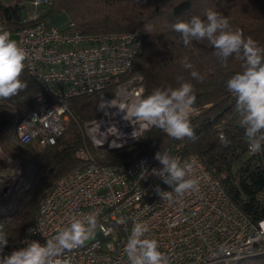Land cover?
<instances>
[{
    "label": "built area",
    "instance_id": "2783aa9c",
    "mask_svg": "<svg viewBox=\"0 0 264 264\" xmlns=\"http://www.w3.org/2000/svg\"><path fill=\"white\" fill-rule=\"evenodd\" d=\"M5 1L27 11L22 19L25 26L8 32L26 51L24 70L40 86L32 99V110L23 114L15 127L14 142L41 149L54 145L73 116L72 100L88 96L97 98V116L87 123L94 147L103 152L134 147L148 129H138L133 138V127L138 126L125 121L117 106L144 94L141 76L120 81L141 52L140 35L81 33L68 30V24L59 28L40 19L42 8L51 0ZM0 28L6 30L1 19ZM197 112L195 109L192 115ZM222 129L219 127L217 135L226 145ZM84 149L81 151L85 166L54 181L20 239L7 235L6 254L24 247L26 239L42 244L47 239L54 240L58 231L74 220L88 227L87 222L94 215V233L82 246L65 250L53 264H130L124 248L136 222L148 226L146 235L158 242L166 264H234L264 255V218L254 220L245 214L197 154L188 155L182 164L191 166L192 175L199 181L198 190L163 200L155 191L156 186L162 191L172 189L161 188L163 181L151 175L153 168L162 167L154 159L161 149L115 164H102ZM162 149L181 157L170 146ZM246 152L254 157L261 154L251 152L248 144ZM122 219L126 222L121 223ZM0 224L4 228L1 218ZM30 228L35 232L29 234Z\"/></svg>",
    "mask_w": 264,
    "mask_h": 264
},
{
    "label": "trees",
    "instance_id": "16d2710c",
    "mask_svg": "<svg viewBox=\"0 0 264 264\" xmlns=\"http://www.w3.org/2000/svg\"><path fill=\"white\" fill-rule=\"evenodd\" d=\"M207 9L228 17L233 29H241L245 36H251L264 47V0H52L42 8L40 19L46 22L51 16L65 12L69 19L68 30L88 34L137 32L141 37V52L120 81L133 75L141 76L143 97L157 87L175 88L184 81L194 85L197 96L194 108L198 112L190 119L195 138L175 140L159 129L151 128L142 134L133 150L106 152L104 160L98 162H127L165 146L181 155V163L188 155L197 154L212 175L220 179L232 201L245 214L259 220L264 218V152L258 157L247 154L236 100L225 84L231 75L242 71L244 61L233 55L222 64L206 40L192 41L185 47L179 34L171 28L172 24L190 20L194 15L204 18ZM26 14L25 8L0 0V19L7 31L25 26L22 19ZM184 57H188L194 66L192 69L183 66ZM193 70L204 77L202 83L191 77ZM21 79L28 85L25 90L14 97L0 99L1 147L14 138L17 123L23 114L32 110V99L40 91L36 80L25 70ZM87 98L79 96L72 100L70 124L54 145L37 151L31 145L16 144L25 155L24 165L30 163L32 174L5 213L2 209L7 195L0 194V218L4 221L6 235L12 239H20L25 227L33 222L40 200L54 181L85 166L86 160L77 154L83 141L73 122L74 117L83 118L78 108ZM219 127H223L226 145L218 138ZM66 134L70 137L66 138ZM50 167L53 168L52 175L47 174ZM166 186L160 185L161 188ZM234 264H264V255L240 259Z\"/></svg>",
    "mask_w": 264,
    "mask_h": 264
},
{
    "label": "clouds",
    "instance_id": "9594fccd",
    "mask_svg": "<svg viewBox=\"0 0 264 264\" xmlns=\"http://www.w3.org/2000/svg\"><path fill=\"white\" fill-rule=\"evenodd\" d=\"M171 28L179 34L185 47L192 41L206 40L222 64L233 55L244 61L242 71L225 82L226 89L235 97L249 150L254 154L264 152V47L251 36H245L241 29H233L228 17L213 9H207L204 18L194 15L190 20L172 24ZM27 58L26 51L11 38V33L0 28V99L14 97L27 88V83L21 79ZM183 66L186 69L194 67L188 57H184ZM190 75L198 82L204 80L198 71L193 70ZM196 100L194 85L184 81L175 88H154L146 97L126 100L117 107L125 121L138 126L133 127V138L138 129L156 128L172 139L183 140L195 138L190 117L195 111ZM154 159L162 167L153 168L151 175L172 189L162 191L156 186L155 191L163 200H172L174 194L198 190L199 181L192 175L189 164H182L179 157L163 149L154 154ZM125 222L121 220V223ZM87 223L88 227L80 220H74L67 228L59 230L54 240L47 239L43 244L26 239L24 247L14 249L10 254L4 252L8 238L0 224V264H53L65 250L82 246L94 233L95 216L92 215ZM28 232L32 234L35 230L30 228ZM148 232L146 224L134 223L124 248L130 264H166L165 254L159 251L155 239L148 238Z\"/></svg>",
    "mask_w": 264,
    "mask_h": 264
},
{
    "label": "rangeland",
    "instance_id": "374dc122",
    "mask_svg": "<svg viewBox=\"0 0 264 264\" xmlns=\"http://www.w3.org/2000/svg\"><path fill=\"white\" fill-rule=\"evenodd\" d=\"M46 22L48 25H55L64 28L69 23V19L65 14V12H60L58 14L51 16L49 19H47ZM135 76H139V75H133L132 77ZM106 94L110 95L108 90L106 91ZM96 105L97 102L95 101V98L89 97L83 100L80 104V107L78 108L80 112V117L83 116V118L79 119L78 117H74L75 120L73 123H75V126L83 141L77 152L78 156H82L83 159H85L84 153L81 151V149L85 148L88 151L92 152L97 160L103 161L104 154L106 153V151L103 152L95 148L87 133V123L90 120L94 119L95 117L93 118V116L97 114ZM65 137L68 138L70 137V135L66 134ZM141 137L142 135L140 136L138 141L141 139ZM31 146L34 147L37 151L43 150L35 145H31ZM134 147H131L126 150L128 151L133 150ZM24 156L23 153L19 151L16 143L14 142L13 137L10 138L9 142L6 141L3 147L0 146V194L7 195L6 205L2 209L3 213L7 212L11 208L17 195L20 194L22 189L28 184L27 180L32 174V168L30 163L24 165V161H25ZM48 169H52L51 173H48ZM48 169H47V174L52 175L53 168L50 167ZM1 214L2 213H0V217Z\"/></svg>",
    "mask_w": 264,
    "mask_h": 264
},
{
    "label": "water",
    "instance_id": "95a60500",
    "mask_svg": "<svg viewBox=\"0 0 264 264\" xmlns=\"http://www.w3.org/2000/svg\"><path fill=\"white\" fill-rule=\"evenodd\" d=\"M52 169H48V173H51Z\"/></svg>",
    "mask_w": 264,
    "mask_h": 264
},
{
    "label": "crops",
    "instance_id": "0c3cea01",
    "mask_svg": "<svg viewBox=\"0 0 264 264\" xmlns=\"http://www.w3.org/2000/svg\"><path fill=\"white\" fill-rule=\"evenodd\" d=\"M53 26H55V25H53ZM56 27H59V26H56ZM59 28H63V27H59Z\"/></svg>",
    "mask_w": 264,
    "mask_h": 264
}]
</instances>
